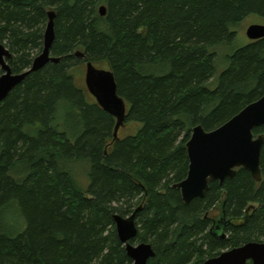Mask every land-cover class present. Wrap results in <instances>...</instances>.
<instances>
[{
	"label": "trees",
	"instance_id": "obj_1",
	"mask_svg": "<svg viewBox=\"0 0 264 264\" xmlns=\"http://www.w3.org/2000/svg\"><path fill=\"white\" fill-rule=\"evenodd\" d=\"M51 11L60 62L0 103V264H133L115 216L135 215L132 243L155 251L148 264H205L264 243V146L260 183L240 169L189 205L174 188L188 175L193 129L214 131L264 96V39L224 54L218 74L240 24L264 18V0H0L14 74L42 53ZM81 63L108 64L125 123L142 124L135 136L114 141L116 119L70 74ZM83 162L86 192L72 174Z\"/></svg>",
	"mask_w": 264,
	"mask_h": 264
},
{
	"label": "water",
	"instance_id": "obj_2",
	"mask_svg": "<svg viewBox=\"0 0 264 264\" xmlns=\"http://www.w3.org/2000/svg\"><path fill=\"white\" fill-rule=\"evenodd\" d=\"M106 7H101V16H106ZM55 12L48 13L49 22L44 36L42 53L34 60L32 68L22 74H14L8 63L12 59L10 51L0 43V103L20 85L31 73L43 69L49 63H59L60 58L52 56L51 49L55 40ZM250 41L264 39V25L253 24L246 32ZM78 58H84L77 52ZM86 86L99 107L116 119L114 141L119 139V131L125 124L127 104L118 95L117 83L111 70H100L93 63L86 64ZM264 126V96L245 107L238 115L214 131L207 132L202 126L193 129L190 141L186 144L189 158L187 178L174 185L179 190L183 202L189 205L196 199H204L210 184L236 176L237 171H248L260 183L263 179L261 156L264 134L255 136L254 130ZM115 224L120 241L133 264H148L155 257L151 244H133L138 234L135 215L129 218L115 216ZM220 232V227H217ZM222 239L226 236L221 234ZM264 264V243L250 242L241 247L223 252L209 259L205 264Z\"/></svg>",
	"mask_w": 264,
	"mask_h": 264
},
{
	"label": "rangeland",
	"instance_id": "obj_3",
	"mask_svg": "<svg viewBox=\"0 0 264 264\" xmlns=\"http://www.w3.org/2000/svg\"><path fill=\"white\" fill-rule=\"evenodd\" d=\"M253 24L264 25V18L258 16H250L240 24V26L236 30L237 40L234 47L229 49H223L220 54L221 60L218 66V74L221 73L226 68V64L224 63V60L222 58L224 54H230L236 48L243 47L251 42L248 39L246 32L247 29ZM94 65L97 69L100 70H110L108 64L106 63H99ZM86 67L87 66L85 63H81L77 67L70 70V74L74 78L76 86L80 90L86 93L88 101L93 102L95 98L88 92L86 86ZM141 128H142V124L137 122L125 123L119 131V135H118L119 140H124L130 136H135L140 131ZM89 170H90V165L85 162L77 163L72 167V174L76 181L77 187L84 192H86L90 186ZM136 245H138V243H136Z\"/></svg>",
	"mask_w": 264,
	"mask_h": 264
}]
</instances>
